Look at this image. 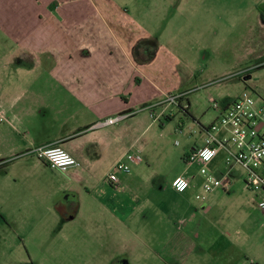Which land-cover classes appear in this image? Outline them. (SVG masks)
I'll use <instances>...</instances> for the list:
<instances>
[{
	"label": "rangeland",
	"instance_id": "1",
	"mask_svg": "<svg viewBox=\"0 0 264 264\" xmlns=\"http://www.w3.org/2000/svg\"><path fill=\"white\" fill-rule=\"evenodd\" d=\"M109 1L153 36L145 45L171 51L181 63L179 74L193 59L195 88L166 93L183 96V106L170 104L165 94L147 101L145 88L142 103L124 113L126 150L93 173L64 177L37 158L3 156L0 264H262L264 213L243 179L234 180L235 191L207 195L215 199L213 210L190 224L170 209L174 180L201 177V164L186 163L184 155L203 144L204 124L217 121L209 99L231 103L248 93L264 106V0ZM127 155L141 162L130 164ZM224 156L220 151L207 170L218 175ZM121 161L129 173L115 169ZM110 173L118 179L113 187Z\"/></svg>",
	"mask_w": 264,
	"mask_h": 264
},
{
	"label": "crops",
	"instance_id": "2",
	"mask_svg": "<svg viewBox=\"0 0 264 264\" xmlns=\"http://www.w3.org/2000/svg\"><path fill=\"white\" fill-rule=\"evenodd\" d=\"M150 37L126 9L109 0H0V160L5 155L36 158L31 153L36 148L60 147L81 167L74 174L58 172L78 178L126 150L121 123L97 128L98 122L142 103L145 88L147 101L195 88L193 59L179 74L181 63L169 49L144 44ZM186 104L189 110L191 103ZM100 130L107 132L97 134ZM235 179L242 183L243 175L231 172L222 191L231 192ZM188 181L182 193L173 188L177 198L170 213L190 224L200 213H210L215 199H196L202 176Z\"/></svg>",
	"mask_w": 264,
	"mask_h": 264
},
{
	"label": "built area",
	"instance_id": "3",
	"mask_svg": "<svg viewBox=\"0 0 264 264\" xmlns=\"http://www.w3.org/2000/svg\"><path fill=\"white\" fill-rule=\"evenodd\" d=\"M165 97L170 104L178 106L183 99V96H166V94ZM209 101L214 111L218 113L217 121L206 128L207 137L203 145L195 146L191 152L184 155L186 163L201 164L202 193L197 195L196 199L205 201L206 195L219 189L227 190L230 185V173L240 169L243 172L245 187L260 196L257 205L264 213V106L259 105L248 93L241 94L227 106L214 98H210ZM127 118L129 115L117 114L101 120L96 127L117 126ZM2 120L0 117V121ZM220 151L225 153L223 169L218 171L220 172L218 175H214L206 166L218 157ZM31 153L52 170L67 172L81 167L78 160L60 147H39ZM126 160L130 164L141 162L139 156L132 155H127ZM115 169L125 173L130 172L129 166L122 161L115 166ZM117 181L115 173L108 175L107 182L110 185H114ZM172 186L177 192L182 193L188 189L190 183L184 176H179Z\"/></svg>",
	"mask_w": 264,
	"mask_h": 264
},
{
	"label": "trees",
	"instance_id": "4",
	"mask_svg": "<svg viewBox=\"0 0 264 264\" xmlns=\"http://www.w3.org/2000/svg\"><path fill=\"white\" fill-rule=\"evenodd\" d=\"M259 11H260V13L264 14V4H262V5L259 6ZM186 110H188V108ZM167 118L169 119L170 117L168 116Z\"/></svg>",
	"mask_w": 264,
	"mask_h": 264
},
{
	"label": "flooded vegetation",
	"instance_id": "5",
	"mask_svg": "<svg viewBox=\"0 0 264 264\" xmlns=\"http://www.w3.org/2000/svg\"><path fill=\"white\" fill-rule=\"evenodd\" d=\"M71 204V203H70ZM72 205H70V206H67V209H69V210H71L72 209Z\"/></svg>",
	"mask_w": 264,
	"mask_h": 264
}]
</instances>
